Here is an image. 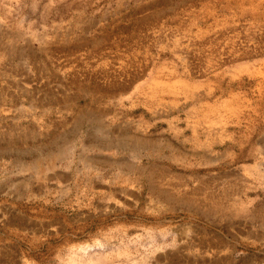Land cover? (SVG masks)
Segmentation results:
<instances>
[{
  "label": "rangeland",
  "instance_id": "1",
  "mask_svg": "<svg viewBox=\"0 0 264 264\" xmlns=\"http://www.w3.org/2000/svg\"><path fill=\"white\" fill-rule=\"evenodd\" d=\"M0 264H264V0H0Z\"/></svg>",
  "mask_w": 264,
  "mask_h": 264
},
{
  "label": "bare ground",
  "instance_id": "2",
  "mask_svg": "<svg viewBox=\"0 0 264 264\" xmlns=\"http://www.w3.org/2000/svg\"><path fill=\"white\" fill-rule=\"evenodd\" d=\"M49 150H50V149H49ZM51 153H53V152H51ZM51 153H50V154H51ZM54 153H55V155H56L57 152L55 151ZM54 153H53V154H54ZM48 155H49V153H48ZM50 156H51V155H50ZM60 156H61V155H60ZM54 157H55V156L53 155L52 158H54ZM56 158H57V156H56ZM47 160L50 161L51 159H48V158H47ZM52 160H53V159H52ZM48 163H50V162H48ZM32 166H33V165H32ZM62 173H63V172H62ZM64 175H65V174H64ZM257 215H258V214H257Z\"/></svg>",
  "mask_w": 264,
  "mask_h": 264
}]
</instances>
